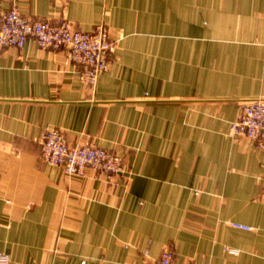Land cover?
<instances>
[{
	"label": "crops",
	"instance_id": "obj_1",
	"mask_svg": "<svg viewBox=\"0 0 264 264\" xmlns=\"http://www.w3.org/2000/svg\"><path fill=\"white\" fill-rule=\"evenodd\" d=\"M15 7L104 23L117 43L96 88L69 48H0L10 264H157L168 247L176 264H264V148L231 134L241 104L264 99V0H0ZM49 128L119 153L123 172L45 163Z\"/></svg>",
	"mask_w": 264,
	"mask_h": 264
},
{
	"label": "built area",
	"instance_id": "obj_2",
	"mask_svg": "<svg viewBox=\"0 0 264 264\" xmlns=\"http://www.w3.org/2000/svg\"><path fill=\"white\" fill-rule=\"evenodd\" d=\"M29 39H34L42 48H69V59L81 66L80 79L92 88H96L100 75L109 67L117 43L110 28L104 23L86 32L66 18L51 20L30 17L17 7L0 14V48L20 49ZM231 134L254 140L264 148L263 98L247 100L241 104L240 114L231 125ZM41 147L44 162L61 167L68 176H82L90 168L112 179L124 170L123 158L119 153L90 141L72 144L62 129H47L41 138ZM233 226L252 229L240 222H233ZM225 251L233 255L239 253L237 249L229 247ZM10 259L8 253L0 251V264H10ZM157 264H176L175 252L169 247L165 248ZM185 264L197 263L187 261Z\"/></svg>",
	"mask_w": 264,
	"mask_h": 264
}]
</instances>
